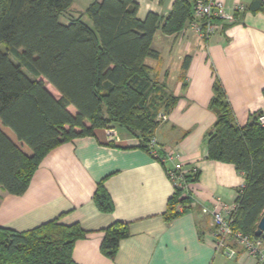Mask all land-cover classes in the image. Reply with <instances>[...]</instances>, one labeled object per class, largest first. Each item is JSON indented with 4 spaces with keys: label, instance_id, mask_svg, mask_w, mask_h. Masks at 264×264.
Returning a JSON list of instances; mask_svg holds the SVG:
<instances>
[{
    "label": "trees",
    "instance_id": "obj_1",
    "mask_svg": "<svg viewBox=\"0 0 264 264\" xmlns=\"http://www.w3.org/2000/svg\"><path fill=\"white\" fill-rule=\"evenodd\" d=\"M74 1L0 0V187L15 195L26 192L52 149L97 129L118 127L139 140L136 147L149 151L163 122L160 113H167L176 100L153 77L146 59L159 58L152 46L156 32L184 29L195 20L199 0H175L167 17L149 12L143 20L136 0H99L85 11L91 22L82 14L66 16L65 23L61 18ZM250 9L263 10L262 0ZM213 92L210 107L216 121L207 141L208 157L232 163L245 174L233 228L256 237L264 215V127L259 115L244 126L236 122L220 81ZM196 173L186 171L184 183L195 182ZM94 200L101 211L114 210L103 181ZM192 201L189 191L175 188L166 220L184 214ZM85 235L78 224L57 219L26 231L0 226V264H78L73 249ZM129 235L126 222L109 226L103 253L113 258Z\"/></svg>",
    "mask_w": 264,
    "mask_h": 264
},
{
    "label": "crops",
    "instance_id": "obj_2",
    "mask_svg": "<svg viewBox=\"0 0 264 264\" xmlns=\"http://www.w3.org/2000/svg\"><path fill=\"white\" fill-rule=\"evenodd\" d=\"M94 1L99 0H89V5ZM136 1L143 20L149 12L167 17L175 0ZM220 1L229 12L239 4L245 10L209 39L194 33L190 22L173 34L159 29L152 44L159 58L146 59L153 77L176 98L167 113H160L168 119L155 135L161 152L172 153L173 159L163 164L136 147V138L117 129L74 138L42 159L24 194L0 187L1 227L26 231L54 219L78 224L86 231L73 249L78 264H259L240 246L230 258L208 239L215 198L232 203L245 184V174L234 164L208 157L207 141L216 121L210 107L216 80L240 126L264 112V9H250L257 0ZM108 130H114L117 139H110ZM177 165L197 170V180L189 185L194 206L168 221L164 213L174 185L166 169ZM102 181L114 203L112 212L101 211L94 200ZM116 222L128 223L130 235L111 258L101 247L106 229Z\"/></svg>",
    "mask_w": 264,
    "mask_h": 264
},
{
    "label": "built area",
    "instance_id": "obj_3",
    "mask_svg": "<svg viewBox=\"0 0 264 264\" xmlns=\"http://www.w3.org/2000/svg\"><path fill=\"white\" fill-rule=\"evenodd\" d=\"M245 10L241 4L236 6L233 12L227 11L226 5L220 0H199L196 5L195 20L189 23L191 30L204 39H209L212 34L223 28V23L233 22L239 12ZM162 121L167 120L166 114H160ZM258 123L264 127V112L259 114ZM107 135L110 139H117L114 130H108ZM135 144H139L136 139ZM157 138L154 136L149 142V152L163 164H167L173 159L172 153L163 154L161 152ZM169 179L175 188H182L190 192V187L184 183V174L186 170L182 165L169 167L166 169ZM197 170L194 169V172ZM244 185L238 189L237 197L243 193ZM194 206L191 203V206ZM239 207L237 198L234 202L228 203L220 196L215 198V206L211 210L213 219V230L208 235V239L215 245L217 250L223 252L230 258L237 255L236 246H240L250 257L255 258L259 264H264V237H253L244 233L242 230L234 229L233 222ZM181 208V206H179ZM206 210V209H205Z\"/></svg>",
    "mask_w": 264,
    "mask_h": 264
},
{
    "label": "rangeland",
    "instance_id": "obj_4",
    "mask_svg": "<svg viewBox=\"0 0 264 264\" xmlns=\"http://www.w3.org/2000/svg\"><path fill=\"white\" fill-rule=\"evenodd\" d=\"M89 0H77L76 2L73 3L72 7L67 11L66 15L63 16L61 19L63 22L66 23L67 21V17L66 16H71V17H75L78 14H84V16L82 17L83 19H85V21L87 22H91L89 17L87 15H85V11L89 5L90 2H88ZM47 87L49 88V90L51 92H53V94L55 96H59L57 93V90L49 83H46ZM70 110L75 113L76 110L73 107H70ZM158 120L162 121L159 117ZM114 129H118V127H113Z\"/></svg>",
    "mask_w": 264,
    "mask_h": 264
},
{
    "label": "water",
    "instance_id": "obj_5",
    "mask_svg": "<svg viewBox=\"0 0 264 264\" xmlns=\"http://www.w3.org/2000/svg\"><path fill=\"white\" fill-rule=\"evenodd\" d=\"M264 234V215L261 217L258 226H257V230H256V237H260Z\"/></svg>",
    "mask_w": 264,
    "mask_h": 264
}]
</instances>
